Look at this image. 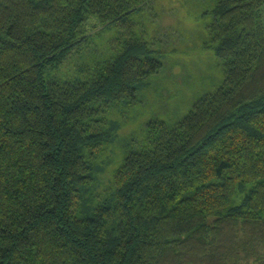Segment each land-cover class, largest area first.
I'll return each mask as SVG.
<instances>
[{"label":"trees","instance_id":"16d2710c","mask_svg":"<svg viewBox=\"0 0 264 264\" xmlns=\"http://www.w3.org/2000/svg\"><path fill=\"white\" fill-rule=\"evenodd\" d=\"M151 1L0 0V264H264V0H214L223 82L114 160L118 105L162 66L134 27ZM92 16L110 57L52 78Z\"/></svg>","mask_w":264,"mask_h":264},{"label":"rangeland","instance_id":"374dc122","mask_svg":"<svg viewBox=\"0 0 264 264\" xmlns=\"http://www.w3.org/2000/svg\"><path fill=\"white\" fill-rule=\"evenodd\" d=\"M213 4L214 0H153L133 16L138 24L134 26L135 32L152 44L150 57L158 59L162 66L157 74L139 85L133 104L118 105L120 125L112 145L117 148L111 157L114 160L123 144L141 138L150 120L157 117L170 122L179 120L194 102L223 82L221 62L202 46ZM261 15L264 24V7ZM115 28L103 30L97 17H90L88 32L94 30L95 35L89 47L72 51L62 69L54 71L51 77L82 79L83 75L78 73L82 63L110 57V46L117 44ZM107 177V172L99 174L100 184H105Z\"/></svg>","mask_w":264,"mask_h":264}]
</instances>
